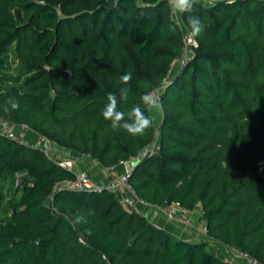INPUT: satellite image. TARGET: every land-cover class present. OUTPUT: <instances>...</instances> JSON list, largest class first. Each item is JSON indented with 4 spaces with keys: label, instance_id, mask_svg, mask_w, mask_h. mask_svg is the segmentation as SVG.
<instances>
[{
    "label": "trees",
    "instance_id": "1",
    "mask_svg": "<svg viewBox=\"0 0 264 264\" xmlns=\"http://www.w3.org/2000/svg\"><path fill=\"white\" fill-rule=\"evenodd\" d=\"M193 17L197 46L171 77L184 38L169 0H0V121L105 167L127 160L141 198L200 205L214 242L264 264V0H194L191 32ZM158 88V146L153 124L134 135L103 117L114 93L125 119L136 106L152 118L142 97ZM60 159L0 133V180L32 179L22 208L0 219V264H233L117 192L58 189L75 175Z\"/></svg>",
    "mask_w": 264,
    "mask_h": 264
},
{
    "label": "rangeland",
    "instance_id": "2",
    "mask_svg": "<svg viewBox=\"0 0 264 264\" xmlns=\"http://www.w3.org/2000/svg\"><path fill=\"white\" fill-rule=\"evenodd\" d=\"M199 1L204 2L206 4L210 3L207 0H199ZM228 1H234V0H228ZM170 5L172 7V17L175 20V22L180 26L182 34H183V38H184V46H183L182 54L178 58L177 63H175L173 65V69H172V72L170 74L171 77H173L178 72V70L181 68V66L183 65L182 63L192 54L191 47L188 45L186 46V40H187V38H189V36H192L193 34L186 27V25L184 23L183 12L176 10L173 7L172 3H170ZM182 57H184V59L185 58L186 59L184 60V59H182ZM168 80H170V78H168ZM160 92H161V88H158V89L150 92L148 95V96H151V97H153L159 101V108H153L152 105L149 103L151 113H152L153 125L157 131L156 132V141H155V143L153 142V144H154L153 147H156L159 144L160 136H161L160 127H161L162 122L164 120L163 108H162V104H161V100H160ZM0 124H1V122H0ZM11 126H12L11 130L14 132V134L16 136L24 138V140H27L28 143L31 145H37L38 141L42 140L43 138H45V140H47V138L45 136L40 135L38 133L36 134L34 131H32V129H30L26 125H16V126L11 125ZM45 142H48V141H45ZM48 144H49L48 150L51 151V154L54 156H59L62 158V152L60 151L57 144L55 142H52V141L49 142ZM45 154L48 155L49 153L45 152ZM63 158H66V157H63ZM67 159H71V158H67ZM128 165L130 166L129 162H128ZM114 168H109V169L111 171H114ZM261 168L264 169V165H262ZM91 177L93 178V176H91ZM114 178H116V177H114ZM31 180L32 179H31L30 173L27 169L19 170V171L15 172L13 178L10 175L8 177L1 178L0 190L2 191V203H0V219H2V220L8 219L12 215V212H11L12 209H13V211L16 212L17 210H20L22 208L20 201L22 200L23 196L28 192V187L31 186V184H32ZM94 180H96V179H94ZM100 182H103V181H100ZM115 192L119 193V197L122 199L121 190H118ZM13 203L15 204L14 206L11 205ZM150 206H155V205H150ZM150 206L138 205L137 208H139V207H150ZM159 212L166 218V216L162 213L161 210H159ZM200 213H201L200 212V205H197L193 209H191L190 211L184 213V215H185L184 217H185L186 222L185 221L183 222L182 220H176V219H173V220L168 219V218H166V219L168 221L174 223L176 226H179L181 229H183L185 231L188 230L189 231L188 234H191L192 233L191 231H193L194 229H199L198 231H200L202 233V236H207V238H209V239H207V241H210V243H213V244L208 245V248H212L213 245L216 246L219 243L216 241H215L216 242L215 243L214 240L212 239V237L208 235L206 225H205L204 221L202 220V217L199 215ZM210 238H211L212 242H211ZM199 240L203 241L202 239H199ZM222 246L224 249H226L224 245H222ZM228 253L230 255H233V256L236 255L235 252H232L230 250L228 251Z\"/></svg>",
    "mask_w": 264,
    "mask_h": 264
},
{
    "label": "built area",
    "instance_id": "3",
    "mask_svg": "<svg viewBox=\"0 0 264 264\" xmlns=\"http://www.w3.org/2000/svg\"><path fill=\"white\" fill-rule=\"evenodd\" d=\"M208 2H214L215 0H207ZM197 46V41L195 40L194 36H189L186 40V46ZM184 59V57H182ZM186 59V58H185ZM184 59V60H185ZM178 58L174 60L172 65L177 63ZM166 81H168L166 79ZM0 133L4 135H9L13 138H18L21 140H24L22 137H18L14 134V132L11 130L12 124L6 121H0ZM44 139V140H43ZM42 140H39L37 145L40 146V148L48 152L49 157H54V155L51 154V151L49 149V142H51L50 139L43 138ZM48 141V142H45ZM84 155V154H83ZM86 156L90 157L89 154H85ZM58 163L63 168H66L67 170H71L75 173L73 178H64L58 183H56V187L58 189H74V190H93V191H111L115 192L118 190H121L122 192V200L128 207L137 208L138 205L143 206H150L153 205L149 203L147 200L141 198L139 196V193L137 192V189L135 186L131 183L130 177H131V167L128 165L127 160H123L120 164L125 166V171L118 177L113 178L109 182H100L94 180L91 175L84 169L76 170V164L73 159H67V158H61L58 160ZM114 166H111L110 168H114ZM162 213L166 216L168 219H176V220H182L183 222L185 220L184 213L190 211V209H187L184 207L181 202L179 201H171V202H165V204L161 206H157ZM234 251V250H233ZM236 254H238L240 257L245 258L248 261V264H259V261L255 258H251L248 256L247 253H241L234 251Z\"/></svg>",
    "mask_w": 264,
    "mask_h": 264
},
{
    "label": "crops",
    "instance_id": "4",
    "mask_svg": "<svg viewBox=\"0 0 264 264\" xmlns=\"http://www.w3.org/2000/svg\"><path fill=\"white\" fill-rule=\"evenodd\" d=\"M37 134V133H36ZM62 152V157L71 158L74 160L76 164V170L84 169L86 170L91 176H93L94 179L97 181H105L109 182L114 177L120 176L125 171V166L122 164H118L115 166L114 171H111L109 167H105L97 160L90 158L86 155H83L80 152L63 148L59 145H57ZM139 212H141L143 215H145L150 221L156 223L157 225L164 228L168 233L173 235L176 238H185L189 240H199L202 239L204 241H207V236H202V233L198 231L199 229H194L191 231V234H188V230L185 231L181 229L179 226H176L174 223L168 221L160 212L159 208L156 206H150V207H139L136 208ZM200 212H201V206H200ZM202 215V212L199 214ZM180 230V231H179ZM198 231V232H197ZM193 235V236H192ZM192 236V237H191ZM211 240V238H210ZM210 242V241H208ZM212 242V240H211ZM216 243V242H215ZM213 244V243H210ZM219 247H223L222 244H217ZM224 249V248H223ZM225 254L232 259L233 264H248V261L240 257L238 254L235 256L230 255L226 249ZM229 254V255H228Z\"/></svg>",
    "mask_w": 264,
    "mask_h": 264
},
{
    "label": "clouds",
    "instance_id": "5",
    "mask_svg": "<svg viewBox=\"0 0 264 264\" xmlns=\"http://www.w3.org/2000/svg\"><path fill=\"white\" fill-rule=\"evenodd\" d=\"M173 7L180 11L191 10L194 0H170ZM192 34L196 35L202 30V24L199 18H191L189 20ZM122 82L127 84L131 80L130 74H125L121 77ZM126 99V90H121L120 100ZM145 104L150 103L153 108H159V101L151 96L145 95L142 97ZM18 103L13 102L12 107L18 108ZM102 115L106 120L111 121V127L119 128L127 131L130 134H142L153 124L151 117L146 116L140 106L133 107L128 113V118L125 119V113L118 110V98L114 93H109L107 96V104L105 105Z\"/></svg>",
    "mask_w": 264,
    "mask_h": 264
},
{
    "label": "water",
    "instance_id": "6",
    "mask_svg": "<svg viewBox=\"0 0 264 264\" xmlns=\"http://www.w3.org/2000/svg\"><path fill=\"white\" fill-rule=\"evenodd\" d=\"M155 141H156V137H155L154 143H155ZM153 145H154V144H153ZM151 150H152V148H151Z\"/></svg>",
    "mask_w": 264,
    "mask_h": 264
}]
</instances>
